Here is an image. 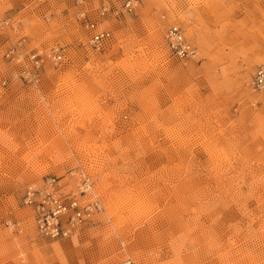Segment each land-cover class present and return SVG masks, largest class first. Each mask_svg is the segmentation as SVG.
I'll return each instance as SVG.
<instances>
[{"label":"rangeland","instance_id":"obj_1","mask_svg":"<svg viewBox=\"0 0 264 264\" xmlns=\"http://www.w3.org/2000/svg\"><path fill=\"white\" fill-rule=\"evenodd\" d=\"M126 1L0 0V264H264V0ZM82 175L102 210L40 235L25 186Z\"/></svg>","mask_w":264,"mask_h":264},{"label":"built area","instance_id":"obj_2","mask_svg":"<svg viewBox=\"0 0 264 264\" xmlns=\"http://www.w3.org/2000/svg\"><path fill=\"white\" fill-rule=\"evenodd\" d=\"M131 0H127L125 3V9L131 10L132 6L129 4ZM106 11V7L101 8V14L103 15ZM84 15V14H82ZM86 27L91 31L90 42L93 48L96 50H101L110 40L111 32L109 30H99L96 28L95 24L88 20L85 16ZM2 23H6L3 21ZM168 36V47L172 52V55H176L178 58L188 57L192 55V49L189 45H183L181 39V30L179 28L173 27L169 28L167 31ZM15 48L11 49L13 52ZM11 52L6 53L8 56ZM17 58L23 59L20 52H17ZM54 62H62L65 57L64 47H55L47 53V56ZM28 58L34 62V66L37 68L43 60V55L39 52H33L28 55ZM26 73V70H23ZM253 88L258 91H264V64L257 67L252 80ZM82 183L84 187L89 184V179L87 176H82ZM54 178H44L42 183L37 185H27L25 186V191L23 194V202L30 206L35 212L36 226L39 234L48 238H58V237H68L71 233L72 228L75 223L80 224L84 222L83 220H88V206H84L82 209L79 208L76 200L72 198L67 200L54 199L51 196V192L56 186ZM50 188V191L47 189ZM84 191L82 190L81 194ZM77 219L78 221L74 220ZM76 225V226H77ZM70 233V234H69ZM124 264H133L131 259H128Z\"/></svg>","mask_w":264,"mask_h":264},{"label":"bare ground","instance_id":"obj_3","mask_svg":"<svg viewBox=\"0 0 264 264\" xmlns=\"http://www.w3.org/2000/svg\"><path fill=\"white\" fill-rule=\"evenodd\" d=\"M129 4L132 6L133 5V7H134V4H133V0H131L130 2H129ZM2 22H3V20H2ZM173 27H176V28H179L180 30H181V39H182V44L183 45H189L188 44V42L186 41V39H185V37H184V34H183V31H182V29L180 28V27H178V26H172V27H170V28H173ZM168 31V30H167ZM167 31H166V33H165V41H166V44H167V47H168V41L167 40H169L168 39V36L166 35L167 34ZM189 47H190V49H192V55L190 54L188 57H184V58H189V57H192V56H194V54H195V50L189 45ZM168 49H169V47H168ZM169 51L171 52V50L169 49ZM172 53V52H171ZM176 56V55H175ZM177 57V56H176ZM46 59H48V57L46 58ZM49 61H51V62H53V63H58V62H54L51 58H50V56H49ZM264 63H262V64H259L258 66H260V65H263ZM257 66V67H258ZM257 67L255 68V70H254V73L252 74V77H251V81H250V84H251V88L253 89V90H255V91H258L257 89H255V88H253V85H252V80H253V76H254V74H255V71H256V69H257ZM258 92H264V91H258ZM82 176H86V175H82ZM90 184V183H89ZM27 185H30V186H33V185H37V186H39V184H37V183H35V182H32V183H29V184H27ZM26 185V186H27ZM89 187H90V185H87V187H84V185H83V183H82V180L80 181V183L78 184V190H79V196H72L73 197V199L74 200H76V202H77V204H78V206H79V208L80 209H82L84 206H88V208H89V211H88V217H89V219L88 220H83L84 222H82V223H80V224H78L77 225V223H75V226L72 228V230H71V234L68 236V237H58V238H69L70 236H72L74 233H75V231L77 230V228L80 226V225H83V224H86L87 222H89V221H91V219H92V217L95 215V214H97V213H99V211H101L102 210V204H101V202L96 198V197H93L91 200H85V201H83L82 200V197L83 196H85V194L88 192V190H89ZM57 188H58V184H56V186L54 187V189L52 190L53 192H51V196L54 198V199H60V200H67V199H70V198H72V197H63L60 193H58L57 192ZM48 191H50V188H48L47 189ZM82 190L84 191V193L81 195V192H82ZM24 191H25V188L23 189V194H24ZM25 206L26 207H30V206H28L27 204H25ZM29 209H31L32 210V212H33V216H32V218H33V222H34V224H35V228H36V230H37V232H38V229H37V224H36V218H35V212L33 211V209L30 207ZM74 220L75 221H78L77 219H75L74 218ZM77 225V226H76ZM39 233V232H38ZM41 235V234H40Z\"/></svg>","mask_w":264,"mask_h":264}]
</instances>
